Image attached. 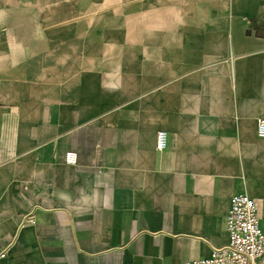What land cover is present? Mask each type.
I'll use <instances>...</instances> for the list:
<instances>
[{"label":"crops","instance_id":"0c3cea01","mask_svg":"<svg viewBox=\"0 0 264 264\" xmlns=\"http://www.w3.org/2000/svg\"><path fill=\"white\" fill-rule=\"evenodd\" d=\"M259 118L264 0H0V264H184L238 193L264 233Z\"/></svg>","mask_w":264,"mask_h":264},{"label":"built area","instance_id":"2783aa9c","mask_svg":"<svg viewBox=\"0 0 264 264\" xmlns=\"http://www.w3.org/2000/svg\"><path fill=\"white\" fill-rule=\"evenodd\" d=\"M256 135L264 138V118L257 119ZM166 147V132L158 131L156 148ZM65 162L76 163V153L67 151ZM256 200L246 193H238L231 197L230 207L224 218V228L228 241L225 245L213 248L210 255L186 261L184 264H256L257 258L264 252V233L259 225V208ZM34 213H28L22 224L34 223ZM8 245L0 243V259L5 258Z\"/></svg>","mask_w":264,"mask_h":264}]
</instances>
